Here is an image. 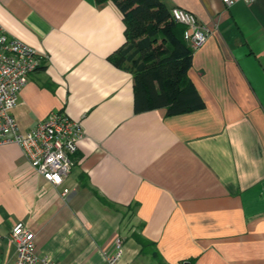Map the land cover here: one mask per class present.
Listing matches in <instances>:
<instances>
[{
    "label": "crops",
    "instance_id": "1",
    "mask_svg": "<svg viewBox=\"0 0 264 264\" xmlns=\"http://www.w3.org/2000/svg\"><path fill=\"white\" fill-rule=\"evenodd\" d=\"M161 1L211 32L189 70L204 105L173 115L136 111L133 73L109 59L126 40L112 1L0 0L3 30L40 59L12 110L21 132L52 111L84 131L59 186L0 145V264L19 222L52 264H105L117 237V264H264V0Z\"/></svg>",
    "mask_w": 264,
    "mask_h": 264
},
{
    "label": "built area",
    "instance_id": "2",
    "mask_svg": "<svg viewBox=\"0 0 264 264\" xmlns=\"http://www.w3.org/2000/svg\"><path fill=\"white\" fill-rule=\"evenodd\" d=\"M239 0H222L230 6ZM251 3L253 0H243ZM174 21L186 27L184 40L195 51L211 37L190 11L174 6L171 8ZM40 59L36 50L16 39H11L0 25V145L17 143L33 168L44 180L55 186L63 183L74 164L72 155L84 135L81 123L62 111H52L28 132H21L12 114L18 103V94L29 75L37 70ZM70 188H64L67 195ZM10 243L17 249L15 264H52L36 253V235L23 222L17 223L10 234ZM124 253L123 240L117 237L114 249L106 256L105 264H117ZM127 264H135L129 262Z\"/></svg>",
    "mask_w": 264,
    "mask_h": 264
},
{
    "label": "trees",
    "instance_id": "3",
    "mask_svg": "<svg viewBox=\"0 0 264 264\" xmlns=\"http://www.w3.org/2000/svg\"><path fill=\"white\" fill-rule=\"evenodd\" d=\"M98 1H112L123 14L126 40L109 59L133 73L136 111L165 106L173 115L202 107L189 76L194 50L184 40L186 27L172 19L171 8L161 0ZM135 237L143 249L153 245ZM153 256L165 264L160 255Z\"/></svg>",
    "mask_w": 264,
    "mask_h": 264
}]
</instances>
